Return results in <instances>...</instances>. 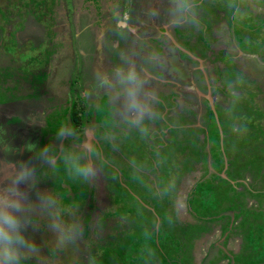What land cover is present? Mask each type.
I'll use <instances>...</instances> for the list:
<instances>
[{
	"label": "rangeland",
	"instance_id": "rangeland-1",
	"mask_svg": "<svg viewBox=\"0 0 264 264\" xmlns=\"http://www.w3.org/2000/svg\"><path fill=\"white\" fill-rule=\"evenodd\" d=\"M177 3L0 0V168L33 173L20 264H264V0ZM144 63L136 125L112 87Z\"/></svg>",
	"mask_w": 264,
	"mask_h": 264
},
{
	"label": "clouds",
	"instance_id": "clouds-1",
	"mask_svg": "<svg viewBox=\"0 0 264 264\" xmlns=\"http://www.w3.org/2000/svg\"><path fill=\"white\" fill-rule=\"evenodd\" d=\"M177 9L188 12L191 5L188 0H178ZM115 73L125 93V107L130 122L139 125L144 117L151 115L149 101L152 97L145 95V81L132 66L127 70L117 68ZM107 82L105 78V83ZM207 89L204 95L212 106L208 96L209 87ZM196 90L200 94V90ZM238 107L239 105H236V108ZM236 110L240 111V108ZM87 137L90 138L88 134ZM77 171L85 176L91 173V169L87 167H81ZM32 179L33 173L27 167L17 169L15 165H9L0 168V264H20L25 251H35L34 245L25 236L24 213L27 210L28 193L22 188L30 186Z\"/></svg>",
	"mask_w": 264,
	"mask_h": 264
},
{
	"label": "crops",
	"instance_id": "crops-1",
	"mask_svg": "<svg viewBox=\"0 0 264 264\" xmlns=\"http://www.w3.org/2000/svg\"><path fill=\"white\" fill-rule=\"evenodd\" d=\"M164 28H165V27L162 26V28H161L162 31L165 30ZM167 34H168V36H171L168 32H167ZM163 35H166V34L163 33ZM163 35H162V36H163ZM166 36H167V35H166ZM173 42H175V41H173ZM192 56H193V55H192ZM140 65H141V64H140ZM146 65H150V63H144V64H142L141 66H143V68L140 66V67H141V70H139L138 68H135L136 66L134 67L135 70L137 71V73L141 76V78H143V76H144V72H145L146 75H148V71H147V69L145 68ZM105 78H107V76H106ZM107 81H109V83H110L111 80H108V79H107ZM144 81H145V84L148 83V82H149V77H146V79H145ZM147 85H148V84H147ZM121 87H122L121 85H115V86L112 87V90H118L117 92H120L119 89H120ZM147 87H148V86H147ZM148 90H149L148 88H145V89H144V91H148ZM150 91H151V90H150ZM151 92H153V93H149L150 95L154 94L155 90L153 89ZM156 92H157V91H156ZM147 93H148V92H147ZM84 94H85V93H84ZM154 96H155V95H154ZM154 96L152 95V97H154ZM93 102H94V100H93ZM129 120H130V119H129ZM88 147H89V146H88ZM88 147H86V148H88ZM223 148H224V154H223V155L221 154V155H222V158H224V159L222 160V167H224V165H225L226 162H229V161H230V156H228L229 151L226 150V145H224ZM228 158H229V159H228ZM151 159L154 160V154H151ZM249 171H250V170H249ZM249 171H246V170H245V172H249ZM148 174H149V173H148ZM129 184H131V183H130V182L127 183L126 186H129ZM132 186H133V184H132ZM155 186H156V185H155ZM142 204H143V203H142ZM235 224H236V223H235Z\"/></svg>",
	"mask_w": 264,
	"mask_h": 264
},
{
	"label": "trees",
	"instance_id": "trees-1",
	"mask_svg": "<svg viewBox=\"0 0 264 264\" xmlns=\"http://www.w3.org/2000/svg\"><path fill=\"white\" fill-rule=\"evenodd\" d=\"M83 109L84 108H81L80 104L76 101H71V103L69 104L68 115H69V119L72 121V124L74 126L73 130H75V132L83 131L82 128L83 123L82 120L80 119L81 118L80 112H82Z\"/></svg>",
	"mask_w": 264,
	"mask_h": 264
},
{
	"label": "flooded vegetation",
	"instance_id": "flooded-vegetation-1",
	"mask_svg": "<svg viewBox=\"0 0 264 264\" xmlns=\"http://www.w3.org/2000/svg\"><path fill=\"white\" fill-rule=\"evenodd\" d=\"M164 34H166L167 35V33L166 32H164ZM168 36V35H167ZM169 37V36H168ZM158 73H155V75L156 76H158L157 75ZM154 80H158V79H154ZM159 80H161V77L159 76ZM163 80H166V81H168V82H171L172 84H173V82H172V80L171 79H168V78H166V79H163ZM162 81V80H161ZM191 83H193L192 81H190ZM174 85V84H173ZM155 91H157V90H155ZM197 91V90H196ZM208 91V89L206 88V92ZM196 94H198V92L196 93ZM196 94H194V95H196ZM196 96H198V95H196ZM155 97V96H154ZM153 97V98H154ZM156 98V97H155ZM204 98H205V100L207 101V98H206V96L204 95ZM230 163H231V161H230ZM230 168H231V166H230ZM146 192V195L147 194H149L150 195V192L149 191H147V190H145ZM166 204V203H165Z\"/></svg>",
	"mask_w": 264,
	"mask_h": 264
},
{
	"label": "bare ground",
	"instance_id": "bare-ground-1",
	"mask_svg": "<svg viewBox=\"0 0 264 264\" xmlns=\"http://www.w3.org/2000/svg\"><path fill=\"white\" fill-rule=\"evenodd\" d=\"M249 21H250V20H249ZM239 101H240V100H239ZM54 120H56V119H54ZM244 137H245V136H244ZM235 142H236V141H235ZM241 143H242V142H241ZM241 146H242V145H241ZM261 161H262V160H261ZM261 161H260V162H261ZM252 162H253V161H252ZM234 163H235V162H234ZM256 170H257V169H256ZM259 174H260V173H259ZM172 187H173V186H172ZM208 190H209V189H208ZM199 191H200V190H199ZM139 194H140V193H139ZM167 195H168V194H166V196H167ZM195 195H196V194H195ZM206 195H207V194H206ZM151 196H152V195H151ZM214 197H215V196H214ZM202 199H203V196H202ZM203 200H204V199H203ZM205 201H206V200H205ZM206 202H207V201H206ZM171 203H172V202H171ZM195 204H196V203H195ZM211 204H212V202H211ZM165 205L168 206V210H169V209H170L169 204H168V205L165 204ZM163 206H164V205H163ZM163 206H162V207H163ZM166 206H165V207H166ZM196 206H197V205H196ZM171 209H172V208H171ZM171 209H170V210H171ZM162 212H163V211H162ZM163 213H164V212H163ZM163 221H164V220H163ZM134 226H135V225H134ZM163 226H164V225H163ZM190 228H191V227H190ZM252 236H253V235H252ZM100 254H101V253H100ZM100 254H99V255H100ZM93 261H94V260H93ZM102 261H103V260H102ZM33 262H34V261H33Z\"/></svg>",
	"mask_w": 264,
	"mask_h": 264
}]
</instances>
